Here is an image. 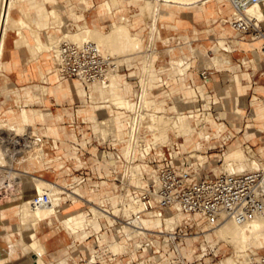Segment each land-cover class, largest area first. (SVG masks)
Masks as SVG:
<instances>
[{
	"label": "bare ground",
	"instance_id": "bare-ground-1",
	"mask_svg": "<svg viewBox=\"0 0 264 264\" xmlns=\"http://www.w3.org/2000/svg\"><path fill=\"white\" fill-rule=\"evenodd\" d=\"M68 1L69 0H64V1L51 0V2L54 3L53 4L54 6L52 8H48L45 7L44 5L37 3L36 1H30V0H0V78L3 72L2 58L4 55V49L6 45V36L9 31L12 30L17 31L16 34L18 33L19 37L14 40V43L17 46L19 45L27 46V48L30 51L29 57L32 59V62L34 60L41 63L42 61L40 62L38 60V58H40L39 54L46 53L48 55V58L42 63V65L43 67L53 69L54 71L57 68H55L53 61L55 60L57 65L61 61L59 49H60V44L63 41L82 42L84 40H92L95 43H97V45L100 47L104 55L107 54L106 56L112 53L113 50L118 51L122 49H123L122 51L127 50L129 52L135 50L134 51L135 53H131L132 56H134L135 54L137 55L141 54L143 57L142 58L143 67L141 73L142 75L140 76L142 77V87L144 90L143 104L141 105V108L148 109L149 107H154L153 105H155V107H157L156 109L159 110L161 109V107L166 105L168 100L164 96H162L163 98L160 99L158 98L154 99L148 96V81L151 75H155L152 70L151 64L155 60V55H156V49L150 48L151 51L149 50L150 51L149 52L148 47L152 43L156 45L158 38L163 39L171 54L170 65L172 66V69L183 72L182 68H179L177 62L181 55L179 57H175L174 55L175 47L176 46L178 47L177 44L180 43L181 41H179V39L177 40L176 37L162 38L160 35L159 21L165 18L169 19L168 15L166 14V11H171L169 8L171 6L192 5L197 2L198 5L204 7L207 1L210 0H142L144 2L136 3L135 5L136 11L132 12L134 14V17L138 14L150 15L149 18L150 20L147 23L148 38L132 32V27L134 26V23L131 25L127 23L130 20L126 19V13L122 15L121 22H116L115 20H113V23L108 30H102L97 27L90 26L88 25V23H86L85 26H83L82 23L79 22L80 19L78 18V16L81 15V13L78 12L77 7L75 5L69 4ZM79 1L84 3V7L87 9L95 5V0H79ZM120 1L121 0H102L101 4L100 3L99 4L106 9L109 8L117 9L122 7ZM130 1L131 0H126V5L123 6L125 7V11H127L130 8L127 6L128 2ZM263 8H264V0L253 6H249L246 10V14L250 17H256L258 19H262L264 16ZM16 9H18L22 13L23 15L22 17L14 16V10ZM30 9H34L37 12L40 20L39 23L42 29L46 30V28H58L59 30L57 31H61V34H58L56 31L57 35L51 36L48 34V32L42 33V31L34 28V26H32L31 23L32 21L30 20L31 18V13L29 12ZM65 15L68 16L67 19L64 18ZM131 17L132 16H129L127 18L131 19ZM69 18L75 20V25L73 27H70V25L68 24ZM25 28L28 29L27 34L24 32ZM180 38L187 39L188 37L187 35L185 36L182 35L180 36ZM256 43L258 45L260 42L256 41ZM140 49L143 50L137 52ZM215 59H217L218 61V57H215ZM14 65H17L16 61L8 64L5 63V69L12 68ZM38 76L40 78L46 79L45 71L41 70L40 72H38ZM53 77L56 79V76ZM120 80L121 79L118 78V74L112 73L109 76V80L105 82V84L96 83L94 85H90L87 88L82 82L77 80L74 81L71 85L68 84L65 85V87L69 91H75L76 94L82 96L85 101L89 102V98H90V103L92 104L93 110L92 112H89L87 114L91 115L92 117L99 114L100 106L102 107V109H104V112L107 115V119L100 121V125H101L100 131L102 137L107 138L110 135H112L115 138H117L119 140V143L116 145H123L122 149L124 152L120 155L127 157L126 159L132 157L134 158L137 157L141 159L142 162L137 166H132V165L137 164V162H140V160L131 159L130 167L126 169L125 175L130 174V176H136L138 174H144V173L146 174V172L149 173L150 175H149L148 183L147 184L144 183L142 187L144 188L147 187L148 184H150L151 179H153L154 176L152 175L153 174L152 169L145 163L144 159L146 157V154L152 149V147L158 146L157 141L163 140L164 143H168L170 149L174 152L175 155L179 154L180 151H182L181 144L179 141H177V143L171 142V136H170L171 129H175L176 132L181 131L183 133L181 138L183 139L185 145H187V147L189 148L188 152L192 153L193 155H196L195 151H199L202 147V142L200 141V139L209 138V135L204 131L205 125L203 124L204 121L203 118H198V123L201 124L200 127H192V125L190 124L191 121L190 117L196 116V114L194 113L187 115V113L180 111L175 115H167L166 113L156 114L152 112H141L140 108L134 102L132 97L124 92V89L121 86L122 80L121 81ZM124 84L126 85V83ZM40 87H43L42 90L44 92L42 93L41 91L39 92ZM58 87L59 88H57V92H60L59 89H62L64 87L63 81L60 82ZM35 89L39 92L38 94L37 93L32 94V92L25 90L23 97L17 91L16 93L19 95H17L15 99V103L20 105L21 100L24 99H26V103H29L30 101L40 102L43 101L42 94L48 96L54 93L52 89H50L48 86L45 85L44 86L36 85ZM186 93L193 94L194 91L189 88L186 91ZM167 97L171 98V94L169 93ZM94 100H96L95 102L96 104L99 103L101 105L94 104ZM117 110L120 112V114L117 113ZM124 110H128V111L137 110L136 119L134 118L132 119V117H130L129 120L128 117L126 118V114ZM254 113H257L256 110H254ZM47 114H49V112L41 108L27 109L25 107H19L18 110H15V116L13 120L8 118L7 115L4 116V118L0 119V125H1L0 167L7 168V170L5 171L8 173V176L10 178L11 176L31 177V179L34 182L35 193L49 192L51 195V203L42 207H35L31 205L30 198L26 196L23 197L20 201L15 199L10 200L8 205L4 206L3 203H1L2 198L0 196V224L3 225L6 230L5 239L11 242L12 241L11 233L14 231V230H9L5 227L6 225L5 221L13 220V218L17 216L19 219L20 234L22 236L28 234L34 238V245L36 247L33 249L34 251L31 254V256L33 255L35 256V259L33 261L34 264H50L45 260L44 252L46 249V245L37 239L38 238L37 233L39 227L43 222H46L50 226H54L55 225L54 218H57L60 221V224L56 226L57 229L61 228L66 234L72 237L75 236L76 239L81 240V243H85L86 240L84 237L85 235H87L86 231L84 230L81 232L79 231L74 232L73 228L63 226L61 222V218L59 217L60 207L63 204L62 201L71 198L72 200L78 203H88V210L91 212L93 216L90 226L97 234H99L103 230V223H102L103 218H105L108 222L110 221L111 223L114 222L116 217L115 222H118L119 223L118 225L121 227L117 228L118 232L114 236V239L106 243L105 247L107 248V250L104 249L105 252L109 251L115 255H130L129 260L136 261L137 252L141 249L142 245L144 244H147L149 251H151L152 253L153 250L155 249L159 250V247L161 249L162 244L160 243V239H159L160 234L157 233L159 231L156 228H162L164 223L167 229L174 228L176 224L180 223L182 220L185 219V217L182 216L181 212H179L180 214L177 215L176 214L177 212L168 209L166 214L163 213L161 214L159 212H155V213L147 212L146 215H141V212L143 210V204L141 202L140 196L134 194H127L124 199L125 204H123V208H124L123 214L124 216H126L124 217L122 215H119L121 209V208L119 209V207H113L111 209V208H106L105 204L102 205H96L94 203L92 204L95 198L94 197H90L88 199L85 198V193L82 190L78 189L77 188L78 186L76 187V189L70 190L61 183H56L54 181H51L45 178L43 175L35 174V172H38V169H36L35 166L28 167L25 165L23 169L13 168L10 166L11 170L10 171L8 170L10 169V167H7V164L6 163L3 164V162L13 161L14 157H7L5 154V150L2 144V140L4 138L1 132L2 127H4V125L15 127L17 128L15 130L23 132L22 135H24L25 137L27 136H30L31 138L36 137V139L42 141L44 137L50 138L51 135L53 136L57 135L58 130H56L54 127H50L46 134L44 133L42 135L40 134L31 135V133L33 132L30 131L31 132L30 133L29 129L30 126H32L37 119H43ZM244 116L245 114L242 113L240 109H238L231 112L230 119L233 121H235L236 119L243 120ZM261 117L263 118L264 115L261 114L259 118ZM128 120L130 121V127L126 128L124 127L123 123L126 122V126H127ZM102 123H105L106 126H102ZM212 125H216V122L212 121ZM142 126L145 127L149 132H151L152 134L151 138H145V136L144 137L142 136L141 133ZM255 127L260 128L261 131H264L263 126L260 127L255 126ZM247 129H248V133H250L249 135L255 137L256 131H254V127H252L250 123H248ZM55 145L58 147V137H53V146ZM33 148L38 149L39 153L35 155V153L33 152L35 156H33V158L30 156L31 158L28 160L31 162L36 160L38 161L41 160L42 162L47 163L42 158V155L44 156V154H46L44 149L41 146H39V144L37 145L32 144V149ZM30 151L31 150L29 151L26 150L25 154L28 155ZM199 157L202 156L199 155ZM223 160L225 161L224 165L220 168V170L222 171H226L229 173H241L247 171V166L245 164L244 165L242 164L244 163L243 161L246 162V155L244 153V150L240 146L238 147L236 146V148H234L232 151L226 153ZM105 163L108 166L109 160H106ZM248 166L249 169H254V168L257 169L261 166H262L261 168H263L262 162L255 160L250 164H248ZM0 170L2 171L1 168ZM140 182H142V179L136 178V183H140ZM8 186L11 187V183H9ZM2 188L3 187H1L0 189ZM1 194L2 191L0 190V195ZM99 194H100L99 197L100 203L101 201L104 202L106 197H109L108 194L101 195V192H99ZM57 195L60 196V201L56 200ZM10 209H12L13 212H11ZM186 217L189 220L195 219L191 215H187V214ZM76 219H77L76 211L70 215H67L68 221H74ZM127 219H130L129 222L125 221ZM205 225H207L206 226L207 228L210 227L207 223H205ZM210 228L211 231H206L205 239H203V241L200 243L202 250L203 248L206 247L205 246L206 240L213 243L215 238L218 241L229 242V244L231 242V244L233 243L237 247L236 253H238L237 255L239 256L238 260L227 257L224 261V264H251V262H253L254 260V258L252 257V252L254 253L256 251L264 249V216H255L243 224H239L235 220L230 219L223 222L219 226L213 227V229L212 227ZM199 233L200 232L192 233L190 234L191 236L190 237L187 236L186 239H188L189 237V239H191L190 242L199 240L201 238ZM211 233L214 234L213 240L211 239V235H210ZM22 243L25 249L26 246L33 244L27 242L24 237H22ZM167 243L168 240L164 242L165 245ZM88 247L93 251V253H96L95 250L97 248L95 246L89 245ZM185 249L186 247L184 246V250ZM151 252L147 256H150L152 254ZM147 258L148 257L146 258L142 257L133 264H147ZM256 261L261 262L263 261V258L257 259ZM59 262H60L59 264H79L77 262L70 263L66 258L60 259Z\"/></svg>",
	"mask_w": 264,
	"mask_h": 264
},
{
	"label": "crops",
	"instance_id": "crops-1",
	"mask_svg": "<svg viewBox=\"0 0 264 264\" xmlns=\"http://www.w3.org/2000/svg\"><path fill=\"white\" fill-rule=\"evenodd\" d=\"M37 3L48 7L47 4H45V2L43 1H38ZM68 3L71 5H75L78 12L81 13V16L83 15L79 22H86L88 23V25L97 27L102 30H108L112 25L113 20H115L116 22H121L122 15L125 13V7L123 6L118 9L109 10L102 7L100 5V2H97L98 5H96V1L95 5H93L89 9L85 8L84 3L80 2L79 0H69ZM196 4L197 2L189 6H171L169 7L172 12L171 18L162 19V24L160 26V35L162 37L180 38V36L182 35H187L188 38L181 39V42L177 44L178 47H175L174 55L176 56V54H178L177 56L179 57L181 54L186 53L188 55L190 64L185 75H181L179 77L171 76L169 74V69L171 68V54L168 50V47L163 46L165 49L157 48V57L151 64L152 70L155 75H151L148 81L150 89L149 96L152 98L156 97L158 99L163 98L162 96L167 98L168 102L166 103V107L168 113H176L178 110L190 113L192 111L195 112V110L197 111L198 109H200L199 114H203L205 113V111H207V113L211 114V116L213 117L216 125H212V120H210L211 122L206 123L204 131L209 135V138L200 139V141L202 142V146L204 147L206 146L207 142H211L209 151L210 149L223 150L225 148H229V76H232L234 80L235 77L238 76L240 79V83L244 81L248 83L245 87L242 86L243 91L241 93V97L246 96V98L249 99L251 90L250 88L254 84H257V91L255 92L261 96H264V63L262 64L260 62V60H262L264 56L259 51L258 54L261 56V59L257 61V64L253 62V59L249 60L250 55H253V52L260 46V43L258 45L256 44V41H254V43H251L249 42L250 38H246L244 40H239L237 38L236 32L232 29L229 23L225 22L226 19H230L233 13V7L228 1L210 0L207 1L204 7ZM127 6L131 8L134 7V10H136L133 1L128 2ZM29 12L31 13L33 19H39L38 14L34 9H30ZM116 12L119 13L118 18L116 17ZM131 13L132 10H129V15ZM22 16L23 15L20 12L19 16L17 17ZM69 19L68 24L70 25V27H73L75 25V20L72 18ZM36 29L42 31L40 23L39 28ZM57 30L59 29L46 28V32H48V34L51 36H56L57 33L61 34V31ZM132 30L138 35L148 36L147 25L145 28H143L142 26H137L136 23H134ZM14 44L15 43H13L14 49L17 47V55L16 58H14V61L18 62L19 59L22 61V59L25 57L24 53H26V56H30V51L27 46L16 45L15 47ZM22 47L25 49H21ZM39 56L43 57L44 61L48 58V55L46 53H40ZM215 57H218V61L217 59H215ZM142 58L143 57L141 54H135L132 57H130L129 55L124 56L123 60H121V63L123 64V70L119 74L123 83H126L130 86L131 92L129 93V96L131 97H133L138 91V79L141 77L140 75H142L141 73L143 67ZM44 61L35 66L36 73L30 77L23 78V76H21L18 71L14 69L16 70L15 81L20 85L30 82L42 84V80H47V74H52V80H50L48 84H50L54 88V90L52 89L54 93L48 96L42 94L43 102H39V104L45 107L46 103L49 102V105L48 107L41 109L49 112V114L45 115V117L63 116L65 119H67L68 122L71 121L69 123V127H74L73 123L76 120V112L79 111L78 109H75L78 97L76 96L77 94H75L73 91H69L65 87V85L67 84L71 85L69 81L71 78H62L64 87L62 89H59L62 94L57 93V88L59 87L56 86L58 84V79H60L61 77L59 76L58 72H56L57 69L56 71H54L53 69L43 67L42 63ZM251 62H253L252 64H254L255 66L251 65ZM53 64L57 65L56 61H53ZM205 69H208L209 72L208 81H206L202 77V72ZM250 69H252L253 71H250ZM41 70L45 71L46 79L40 78L38 76V72H40ZM53 72H55L56 75H54ZM53 76H56V79ZM173 85L178 86L176 89H172L171 87H173ZM189 88L194 91L193 94H187L182 90H188ZM169 93L171 94V98L167 97ZM170 99L172 102H170ZM88 103H90V98ZM208 103H210L209 106H207ZM20 107L29 109L28 103L26 102ZM184 107L185 109H183ZM117 113L120 114L118 110ZM220 113H223L224 115L221 116ZM100 115H103L104 117L101 118L99 115L93 117L94 121L97 124L100 123V119H104L105 117H107L104 109L102 108H100ZM45 117L43 119H45ZM123 125L126 127V122H124ZM50 127L53 126H49V128ZM54 128L58 130L56 124ZM242 131L243 130L241 129V132ZM53 137H56V135L50 136L49 139L51 141L49 147H42L44 150L49 148V152H47L46 154L49 156V158H51V161L49 163H45L40 160L38 164L44 163L52 165L64 158L63 156L58 155V147L56 145L53 146ZM172 139L173 142L177 143L176 137L173 136ZM244 139L250 140L246 138V134L244 135ZM95 140L96 141L87 139L86 141L87 148H92L87 150L88 158L87 160H85L86 166L84 171L81 172V176L79 177L83 181V183L85 182V184L87 185V190L85 192V198L87 199L90 198L93 193L103 192L100 191L102 189L101 186H103L106 182H109V176H112L115 181L117 178H120L119 175L115 176L111 170L110 174L108 175L107 173H104L101 169H99V164H106L105 161L109 160V158H112V156L110 155L108 157L100 156L101 153L105 151L111 153L109 150H106L107 147H111V144L104 143L103 141L105 140L102 136L100 139L97 138ZM179 142L181 144V148L183 149L182 145H185L183 139L180 138ZM188 151L187 153H189ZM216 155L212 160H210L212 158V155L206 156L207 159L202 163L205 168L204 173H207L206 171L208 169L216 171L215 168H210V165L216 164L220 161V159L216 161ZM27 158L28 157L25 153L20 154L18 155L16 161L23 162L25 164H33V162L29 161ZM65 158L67 160V157ZM49 180L59 183L57 180L56 169L50 168ZM124 182L125 184L119 183V188L117 187L118 191L123 192V194L128 191V193L131 194V187H128L126 185V179L124 180ZM62 185L67 187V184ZM68 201L69 199L64 201L62 207L64 205L66 206ZM84 205L87 207L88 203H79L77 207L73 206V204L70 203L67 205L66 209H69V211H73L81 209L80 207H83ZM54 221V224L56 225L57 218H54ZM55 227L56 226H50L46 222H43L39 227L37 233V239L46 245V249L44 252L45 260L57 259L60 255H62L70 262L77 259V257L81 259L93 253L90 248H87L84 251L78 250L77 252L76 250L78 249V247L74 249V245L70 244V242L73 240V237L66 234L65 232L61 233L57 230V228L55 229ZM13 229L14 231L11 233V238L14 235L13 237L17 240L24 237L27 242H34V238L30 235L26 234L25 236H22L19 233V226H13ZM5 232L6 230L4 226L0 224L1 244H7V241L5 239ZM104 247L105 245L103 247L98 246L95 251L98 253L107 254L108 251L105 252ZM5 251L7 252V250ZM127 258L128 255H124L123 261H127ZM137 259L138 257L136 258V260ZM8 260L9 257L4 256L3 251L0 250V264H8ZM17 263L23 264L22 259H19Z\"/></svg>",
	"mask_w": 264,
	"mask_h": 264
},
{
	"label": "rangeland",
	"instance_id": "rangeland-1",
	"mask_svg": "<svg viewBox=\"0 0 264 264\" xmlns=\"http://www.w3.org/2000/svg\"><path fill=\"white\" fill-rule=\"evenodd\" d=\"M30 1H43L45 2V4H47L48 8H52L54 5V3L51 2V0H30ZM64 1V0H62ZM96 3L100 2L102 0H95ZM133 1V4L136 5V3H142L144 1L142 0H131ZM124 3V4H123ZM120 4L122 6L126 5V0H121ZM98 5V4H96ZM184 6H189V5H184ZM134 7H130V9H128L127 11H125L126 13V19L130 20L127 23H129L130 25L133 23H136V25H140L143 28L146 27L148 21L150 20V15L148 14H138L134 17V14L131 13L129 15V10H132V12H135L136 10L133 9ZM112 10L116 9V8H111ZM109 8V10H111ZM118 9V8H117ZM115 12V11H114ZM117 13V12H116ZM20 11L18 9L14 10V16L17 17L19 16ZM118 14L117 13V18H118ZM166 14L168 15V18H171L172 16V12L171 11H166ZM129 16H132L131 19L127 18ZM149 16V17H148ZM83 17V15H79L78 18L81 19ZM148 17V18H147ZM65 19L68 18V16L65 15L64 17ZM148 19V20H147ZM30 20L32 21V26H34V28H39V19H33V17L31 16ZM35 20V21H34ZM162 20L159 21V27L161 26ZM85 23H82L83 26H85ZM17 31L12 30L9 31L7 36H6V45H5V49H4V55L2 58V76L0 78V119L4 118V116H8V118L10 119H14L15 116V110H18L20 106L24 105V103L26 102V99L21 100L20 106L18 104L15 103V98L17 97L16 92L18 91V93L21 94V96L23 97L25 90L32 92V94H38L40 91L44 92L42 89L43 87L39 88V92L35 89L36 85H45L48 86L50 89L54 88L48 84V82L50 80H52V74H47V80H42L43 83L42 84H38L36 82H30L27 84H17L15 81V77H16V70L18 71V73L24 77H30L32 75H34L36 73V67L35 65L37 63H39L38 61H34L32 62V59L29 56H26L22 59V61L19 59L17 62V65H14L12 68H8L4 70V64L5 62L8 63H13L14 62V58H16L17 55V47L16 44L15 45V49L13 46L14 40L16 38L19 37L18 33L16 34ZM24 32L27 34L28 30L25 28ZM46 30L42 29V33H45ZM133 32V30H132ZM134 33V32H133ZM145 33V31H144ZM143 37L148 38V36L145 35H141ZM162 37V36H161ZM162 38H166V37H162ZM179 39V41L181 40V38H177V40ZM251 43H254L253 40L250 39ZM257 44V43H256ZM163 46H166V43L163 41V39H159L157 40L156 45L155 44H150L148 47V51L151 49H156V55L158 53V49L157 48H164ZM21 49H25V48H21ZM165 49V48H164ZM123 50V49H122ZM118 50L115 51L113 50L112 53L108 54V56H112V57H116L119 62L121 63L124 58V55H129L130 57L132 56L131 53H135L133 50L132 52L127 51V50ZM143 49L140 50H136L137 52L141 51ZM151 51V50H150ZM149 51V52H150ZM260 51V46L258 47V49H256L253 52V55H250V59H253V62L255 64H257V61H259V59H261V56L258 54ZM148 52V53H149ZM185 54V55H184ZM107 55V54H106ZM155 55V59L156 56ZM178 54H176L175 57ZM122 57V58H121ZM183 58V60H182ZM31 59V60H30ZM38 60L44 61L43 57L38 58ZM182 60V61H181ZM55 61V60H54ZM179 68H182L183 72L181 71H176L174 69L171 68L169 69V74L171 76H181V75H185L186 71L189 67V58L188 55L186 53L181 54L179 60L177 61ZM253 62H251V65L255 66L254 64H252ZM260 62L263 64L264 63V57L262 58V60H260ZM259 63V62H258ZM55 65V68H57V65ZM16 69V70H14ZM56 71V70H55ZM250 71H253L252 69H250ZM57 72V71H56ZM54 75L55 72H53ZM118 78L121 79L120 74H118ZM70 83L72 84L74 81H77L75 79H70L69 80ZM121 81V80H120ZM60 82H62V78L58 79V84L56 87H58V85L60 84ZM248 83L247 82H242L240 83V79L238 76L235 77V80L232 76H229V148H225L223 150H219V149H213L209 151V147H210V143L211 142H207L206 146H202L201 149L199 151H195L196 155H193L192 153H187L188 151V147L186 145H182L183 149L182 151H180L179 154H177L176 156L179 157L181 156V154L183 153H187V155L190 156V160L192 162H196L195 165L198 166V160L203 163L204 160L207 159V155H212L211 159H213V157L216 155L217 160L220 159V161L216 164L210 165V168L212 169H216L215 170H207V173H215V172H219L220 168L224 165V157L225 154L228 153L229 151H232L234 148H236V146H240L242 147V149L244 150V153L246 155V162L243 161L244 163H242L243 165L245 164L247 166V171L248 170H255L254 169H249L248 164H250L251 162L255 161H260L263 164L264 167V131H261L260 128H257L255 126H263L264 127V117L259 118V116L261 114L264 115V96H261L259 94H257L255 91L256 90V86L257 84H254L250 89V97L249 99L246 98V96L241 97V93L243 91V87L242 86H246ZM250 84V83H249ZM35 86V87H34ZM121 86L124 89V92L126 94L129 95V93L131 92V88L128 84H124L121 81ZM178 85H173V87H171L172 89H176ZM191 89V88H190ZM193 89V88H192ZM34 90V91H33ZM183 92H186L187 90L182 89ZM181 90V91H182ZM195 90V89H194ZM196 91V90H195ZM75 94L76 92L73 91ZM57 93H61V92H57ZM245 93V90H244ZM62 94V93H61ZM78 97V101H77V105H75V109H78L79 111L76 112V120L73 123L74 127H69V123L71 121H67V119H65L63 116H52V117H48L46 116L45 119H37L34 124L32 126H30L29 132H33L31 133V135H36V134H46L49 130V126H53L55 127V124L58 128V134L56 135V137H58V155L59 156H63L64 158L62 160H59L57 163H54L52 165L50 164H38V160H36L35 162H33V164H25V163H21V162H17V161H4L3 164H7V167H13V168H18V169H23V167L26 165L28 167H36V169H38V173H35L37 175H43L45 178L49 179L50 176V168L52 169H56L57 170V180L59 183L61 184H67V188L70 190H74L76 189V187L80 190H82L84 193L87 190V185L85 184V182L83 183L82 180L79 178L81 176V172L84 171L85 169V160H87V150L91 149L92 147L87 148L86 145V141L87 139H91L92 141H96L95 139L97 138H101L102 134L100 131V123L97 124L94 121V118L88 114L89 112H92L93 107L91 103H88V101H85L84 98L82 96H79L78 94L76 95ZM156 98V97H155ZM154 98V99H155ZM43 102V101H40ZM96 100H94V104ZM171 102V100H170ZM99 104V103H97ZM96 104V105H97ZM210 103L207 104V106H209ZM49 102L46 103L45 107H48ZM101 105V104H99ZM195 105V103H194ZM154 107H149V110H152L153 108V112L152 113H156V114H167V115H175L176 113H179L180 111L178 110L176 113H168L167 112V107L166 105H164L163 107H161V109H156L157 107H155V105H153ZM44 106L40 105L39 102L37 101H30L28 103V108L29 109H39V108H45ZM166 107V108H165ZM262 107V108H261ZM100 108H102L100 106ZM15 109V110H14ZM156 109V111H155ZM166 109V110H165ZM182 109V108H180ZM185 109V107L183 108ZM240 109L242 113L245 114L244 118L242 121H239V119H236L235 121L230 119V114L231 112ZM161 110V112H160ZM254 110H256L257 113H254ZM158 111V112H157ZM184 112V111H182ZM225 112V111H224ZM260 112V113H258ZM186 113V112H184ZM194 113L196 114V116L194 117H190L191 121L190 124L192 125V127H199L201 125H199L198 123V118H203V124L206 125L207 122H211L210 120H213V117L211 116V114H208L207 112L203 113V114H199V111L195 112H190L187 113V115ZM101 118L104 117L103 115H100V109H99V114H98ZM221 116H223V113H220ZM78 116H79V120H78ZM256 117V118H255ZM59 118V119H58ZM107 119V117H105L104 119H100V120H105ZM11 120V121H12ZM39 120V121H38ZM85 121V122H83ZM212 123V122H211ZM248 123H250V125L252 127H254V131H256V135L255 137L250 136L248 133V129H247V125ZM261 123V124H258ZM263 123V124H262ZM102 126H106L105 123H102ZM1 127V125H0ZM28 127V126H27ZM125 127V126H124ZM17 128L15 127H11V126H5L2 127V134L4 133V135H22L23 132L15 130ZM241 129L243 130L241 132ZM40 130V131H39ZM241 132L239 133L238 132ZM23 131V130H22ZM247 131V132H246ZM175 132V133H174ZM182 132H176L175 129H171L170 130V136H171V142H173L172 137H176L177 141L180 140L181 136H182ZM246 134V138L250 139V140H246L244 139V135ZM152 134L145 136V138H151ZM144 137V136H143ZM35 141V145L39 144V146L41 147H49L50 146V139L48 137H44L42 141H39L38 139H36V137H33ZM106 141H110L112 143H114L118 154H122L123 151V145H116L119 143V140L117 138H115L114 136L110 135L107 138H103ZM106 150H109L111 153L108 152H102L100 156H104V157H108L109 155L112 156V148L111 147H107ZM36 151V152H35ZM45 153L49 152V148L44 150ZM184 151V152H183ZM35 155L37 153H39L38 149L35 148H31V151L29 152V154L27 155V159H30L31 157L33 158L34 153ZM194 152V153H195ZM209 152V153H208ZM253 152V153H252ZM33 155H32V154ZM7 154V153H6ZM202 157H199V155ZM31 156V157H30ZM134 156V155H133ZM251 156V157H250ZM67 157V160L66 158ZM124 157V156H123ZM249 159H248V158ZM42 158L44 159V161H46L47 163H49L51 161V158H49V156L47 154H44V156L42 155ZM124 157V159L126 161H128L131 164V159H138L140 160V162H137V164H133L132 166H137L138 164H140L142 161L140 158L137 157H132V158H128ZM248 162V164H247ZM9 164V166H8ZM21 166H20V165ZM8 169L9 171L11 170ZM262 167V166H261ZM259 167V168H261ZM1 168V167H0ZM129 167L125 168V165L122 163H119L118 168L116 169V175L118 174L121 178L122 173L126 172V169H128ZM2 171L0 170V188L3 187L2 189H0L2 191V194L0 195L2 198L1 203H3L4 206H7L10 200H18L20 201L23 197H29L30 199L32 198V196L35 193V189H34V182L31 179V177H27V176H20V177H15V176H11V178L8 176V173L5 171L7 170V168H1ZM4 169V170H3ZM41 169V170H40ZM99 169H101L104 173H107L108 175L110 174V170L112 171V169L106 165V164H99ZM258 169V168H257ZM114 173V172H113ZM145 174V173H144ZM144 174H138L136 176H130V174L125 175L124 176L126 179H129L131 181H133L134 183H136V178L138 179H142V182L140 183H136V185L138 187H143L144 183L147 184L148 183V179L149 176H145ZM115 175V173H114ZM145 176V177H144ZM144 177V178H142ZM14 178V179H13ZM73 178V180H72ZM110 180L109 182H106L103 186H101V190L103 191L101 192V195L104 194H108L109 197L105 198V201H101L100 203V194L99 192L97 193H93L91 195V197L95 198V202L93 201L92 204H96V205H102L105 204L106 208H113V207H119L120 209V214L124 216L123 212H124V208H123V204H125V197L126 194H123V192L118 191L117 187L119 188V183L120 181H115L114 178H112V176H109ZM23 179V180H22ZM68 179V180H67ZM20 180V181H19ZM11 183V187L8 186V184ZM104 188V189H103ZM117 189V190H116ZM77 191V190H75ZM99 194V195H98ZM113 198V199H112ZM69 201L67 202V205L72 203L73 206L79 205L78 202L72 200L71 198H68ZM71 199V200H70ZM56 200L60 201V196H56ZM66 201V200H64ZM64 201H62V203H64ZM67 205L65 206H61L60 207V213H59V217L61 218V222L63 224V226L65 227H69V228H73L74 232H81V231H86L87 235H85V243H81V240L76 239L75 236L73 237V240L70 242V244L74 245V249L78 247V249L76 250L78 252V250L84 251L85 249L89 248L88 246H95L96 248H98V246L103 247L104 245H106V243H108V241H112L114 239V236L117 234L118 230L117 228L121 227L119 226L118 222H115L116 217L114 222L110 221L108 222L105 218L102 219V223H103V230L97 234L94 232L93 228L90 226L91 224V220H92V214L91 212L88 210V206L86 207L85 205L83 207H80L81 209H77V210H73V211H69V209L67 208ZM11 212H13L12 209H10ZM76 211L77 214V219L74 221H68L67 220V215H70L72 213H74ZM176 212V211H174ZM177 215L180 214L179 212L176 213ZM118 215V216H119ZM182 216L185 217L184 220H182L180 222V224L182 225V228L184 230V232H186L188 234V236L190 237L192 233L195 232H200V229H204L207 228L205 225V221L199 220L197 223L193 224V222H191L187 217L186 214L182 213ZM126 217V216H124ZM122 218V217H121ZM123 219V218H122ZM11 221V222H9ZM6 225L5 227L9 230H14L13 226H19V219L18 217H14L13 220H6L5 221ZM89 223V225H88ZM114 223V224H113ZM60 224V221L57 219L56 221V225ZM179 224V223H178ZM87 225V226H86ZM166 225L164 223L163 227L164 228ZM88 228V229H87ZM56 229V227H55ZM58 231H62L61 233H63V229L59 228L57 229ZM19 233H20V227H19ZM211 239H214V234L211 233ZM14 236V235H13ZM12 236V241L8 242L7 244H1L0 243V250L3 251V255L4 256H8L9 260H8V264H18L17 261L19 259H22V263L23 264H33V261L35 259V256H31L32 252L34 251L33 249L36 247L34 245V242H32V245H28L26 246V249L24 247V245H22V238L20 239H15ZM92 236V237H91ZM186 239L185 240V256H186V261L189 264H196L195 261V255H202L203 253L201 252V246L200 243L203 241V239H205L204 237H201L199 240H195L193 242H190L191 239ZM21 242V243H20ZM197 243V244H196ZM162 244V243H161ZM160 244V245H161ZM209 244H213L212 246H216L215 251L218 254V258L217 260H221V264H224L225 259L228 258H234L236 260H238L239 256L237 255V247L235 246V244H229V242L226 241H218L216 238L214 239L213 243H211L210 241L206 240L205 242V248H203V252H207L209 249L208 245ZM236 247V248H235ZM105 250H107L106 247H104ZM236 249V250H235ZM7 250V252L5 251ZM161 250V251H160ZM155 251H160L162 253L163 256V260L162 263L166 264L169 257H171V255H173L172 252H170L171 250L168 248V246L166 245H161V249L159 247L158 249H155ZM151 251H149V249L147 248V250H144L142 252H138L137 253V257L138 259H140L139 257L144 256V255H149V253ZM236 254H235V253ZM152 253V252H151ZM10 255V256H9ZM62 255H60L57 259H46V262L50 263V264H59V260L63 259L65 257H63ZM77 257V256H76ZM130 255H128L127 260H129ZM252 257L254 258L253 262H251V264H255V263H259V264H264V249H261L259 251L256 252H252ZM263 258V261L258 262L256 261L257 259H261ZM217 260L214 263L211 264H218ZM223 261V263H222ZM75 262H80L79 257H77V259L70 261V263H75ZM126 263V261H123V264ZM161 263V264H162Z\"/></svg>",
	"mask_w": 264,
	"mask_h": 264
},
{
	"label": "built area",
	"instance_id": "built-area-1",
	"mask_svg": "<svg viewBox=\"0 0 264 264\" xmlns=\"http://www.w3.org/2000/svg\"><path fill=\"white\" fill-rule=\"evenodd\" d=\"M226 1L233 7V13L230 19H226L225 22L229 23L239 40L250 38L253 41H259L260 53L264 56V16L262 19H258L246 14L249 6H253L262 0ZM59 54L61 57V61L57 65L59 76L63 79L79 80L87 88L96 83L105 84L112 73L119 74L123 70V64L119 63L116 57L104 55L97 43L92 40L63 41L60 44ZM202 77L206 81L209 80L208 69L202 72ZM143 96L142 77H140L138 79V91L132 99L141 112H153V110L141 108ZM124 111L126 118L128 117L129 120L130 117L136 119L137 110ZM129 120L126 128L130 127ZM141 133L142 136L151 134L143 126ZM2 136L4 137L2 144L5 154L7 153V157H14L13 161H16L18 155L24 154L26 150H31L32 144H35V141L32 140L34 138L30 136L4 135V133ZM103 142L111 144L113 155L112 158H109L108 167L112 169L115 176H118L115 171L119 163L124 164L125 168L130 167V163L118 154L114 143L106 140ZM157 144L158 146L152 147L144 159L145 163L152 169V175H154L147 187H138L134 182L126 179L124 177L125 172L122 173L121 178L116 179L123 184H125L124 180L126 179V185L131 187V194L140 196L143 204L141 215H146L147 212L166 214L167 210L170 209L191 215L195 218L194 220L190 219L193 224L199 220L205 221L212 229L230 219L243 224L255 216H264V167L241 173H229L222 170L215 173H204L205 168L199 159H197L199 164L196 166V162H192L187 153L177 157L168 143L159 140ZM149 175L146 172V176ZM125 194H129L128 191ZM30 202L35 207H42L51 203V195L49 192L35 193ZM129 220L125 221L129 222ZM182 225L176 224L172 229H167L166 226L156 228L159 231L157 233L160 234V243L163 245L168 240L166 246L173 253L166 264H189L186 261L184 250L188 234L184 232ZM210 227L200 229V236L205 238L206 231H211ZM208 247L207 252H203L200 247L203 254L194 256L196 264H211L217 260L216 246L209 244ZM147 248V244H144L138 252L147 250ZM160 251L153 250L150 256L144 255L139 258L148 257L147 264H161L163 256ZM123 257L124 255H115L109 251L107 254L96 252L81 258L78 263L123 264ZM136 261L127 260L125 264H133ZM217 262L221 264V260H217Z\"/></svg>",
	"mask_w": 264,
	"mask_h": 264
}]
</instances>
